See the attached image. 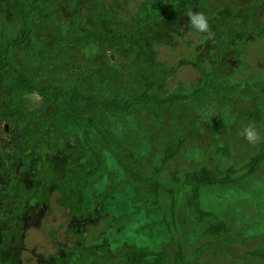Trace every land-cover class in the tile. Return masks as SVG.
Wrapping results in <instances>:
<instances>
[{"label": "rangeland", "instance_id": "1", "mask_svg": "<svg viewBox=\"0 0 264 264\" xmlns=\"http://www.w3.org/2000/svg\"><path fill=\"white\" fill-rule=\"evenodd\" d=\"M30 1L51 3L48 10L31 18V36L38 45L57 34L73 37L87 30L130 37L121 44L63 43L53 52L38 46L31 57L13 53L15 64L27 72L39 66L38 71L51 82L76 84L80 91L120 101L142 92L144 82L138 70L151 73L155 84L150 92L161 97L204 88L172 106L142 104L120 114L88 103L83 106L134 151L137 159L126 161L162 186L157 203L147 207L153 195L132 200L127 175L108 176L107 171L115 173L121 167L105 147L110 143L99 138L92 141L109 157L104 171L90 181L85 211L75 214L58 208L49 197L47 205L34 200L17 214L11 208L21 199L18 189L36 183L37 173L45 168L54 172L56 162L63 160L88 164L92 153L82 130L47 123L27 149L34 173L21 170V174L17 169L24 160L18 141L23 123L0 121V264H107L110 258L119 264L126 250L164 246L167 264H180L172 257L178 248L185 264H264V259L250 254L264 251V162L255 174L237 183L201 188V207L231 228L208 243L202 233L204 224L195 222L188 206L189 187H180L171 176L176 171L181 178L201 164L220 169L232 166L237 169L233 175L240 176L243 164L262 141L260 122L247 120L239 111L258 108L264 115V93L259 92L264 85V0ZM104 12L108 15L101 16ZM189 13H203L208 32L193 29ZM0 18L7 31L14 33L9 0H0ZM143 18L147 20L139 30L137 21ZM1 76L0 107L9 92ZM29 105L37 110L41 102L34 97ZM51 113L47 107L37 119ZM249 124L260 135L256 144H249L242 135ZM180 137L184 143L178 154L160 167L164 148ZM124 152L118 149L120 155ZM5 172L9 175L3 181ZM120 193L129 195L131 204L118 210L112 198ZM127 227L129 233L123 230ZM90 231L97 243L87 246Z\"/></svg>", "mask_w": 264, "mask_h": 264}, {"label": "trees", "instance_id": "2", "mask_svg": "<svg viewBox=\"0 0 264 264\" xmlns=\"http://www.w3.org/2000/svg\"><path fill=\"white\" fill-rule=\"evenodd\" d=\"M9 3L12 18L16 22V29L14 33L10 34L7 31V24L0 18V74L2 75L3 83H6L9 90L8 94L3 96V105L0 107V121L3 123L11 121L23 123L21 129L22 135L18 141L20 146L18 152L21 159L24 160V164L17 170L21 174H23L21 170H29V172L34 173L32 163L28 159L27 149H29L28 147L35 137L42 135L44 126L47 123L54 124L58 129L66 128L74 132L82 130V135L85 138L83 141H85L89 151L92 153V159L90 157L88 164H85L86 166L82 163L63 160L56 162L54 172L51 169L45 168L37 173L39 178L36 183L24 184L21 189H18L21 199L11 209L15 210L18 214L24 210L25 204L34 200L38 204L47 205L46 203L50 197L54 199V205H57L58 208H66L69 212L75 214L85 211L89 203L88 191L90 181L98 171H104V160L109 157L106 156V152L99 150L98 145L92 141L99 138L101 143L106 142L112 145L105 144V147L113 154L116 162L121 167L115 173L107 171L106 173H109L108 176L116 178L126 174L130 184L127 186L131 188V199L136 200V197L145 198L153 195V201L146 205V207L155 205L162 186L152 175L141 172L126 161L127 159H137L134 151H130L124 147L117 139L116 134L110 131L94 114H90L85 110L83 106L88 103L96 109L115 114L127 112L142 104L155 107L172 106L177 102L189 98L191 95L198 94L204 87H197L190 93H179L170 97H161L156 93L150 92V89L155 84V82L150 80L151 73L138 70L137 73L144 82L142 92L132 98L120 101L115 96L111 98L100 97L96 93L80 91L76 84L67 86L51 82L49 78L43 76L44 73L42 74L38 71L39 66L35 71L29 73L21 65L15 64L16 60L13 57V53H21L24 57H31L38 46L45 51L53 52L63 43L77 45L87 43L121 44L130 36L120 32L103 35L99 31L87 30L86 32L77 33L73 37L57 34L38 45V43L33 41L31 36L33 29L31 18L35 13H42L48 10L51 3L43 5L40 2L30 0H9ZM106 15H108V12L101 13V16ZM145 20L147 19H138L139 30L140 25L144 24ZM218 35H220V32H218ZM210 72L212 71L207 72L206 76ZM259 92L264 93V85L260 87ZM34 97H37L41 102L40 108L37 110H33V106L29 105V102ZM47 107L52 109V113L42 119H37L39 113H42ZM239 115H243L247 120L258 121L263 127L262 141L259 143L256 152L242 166L245 169L244 173L236 176L233 174L237 172V169L232 166L220 169L217 165L209 167L205 164H201L196 169L185 171L181 178L177 176L176 171L171 172L175 183H179L180 187H189L190 192L187 197V203L194 212L193 218L195 222L204 224L202 233L208 237L206 243L210 242L213 238L224 236L231 231V228L224 221L218 219L216 214L201 207V188L237 183L240 179H245L255 174L264 162V115L258 108L241 110L239 111ZM77 139L78 136H76L75 141ZM183 143L184 139L180 137L177 143L169 144L164 148L160 167L178 154ZM118 149L125 150L124 154L120 155ZM159 168L155 170L157 171ZM8 175L6 172L4 173L3 181ZM132 189L135 190L134 193ZM112 199L114 203L117 202V205L114 206L118 210L126 205L129 207L131 204L130 201L127 202L130 199L129 195L126 196L120 193L113 196ZM171 222L175 223L174 218H171ZM166 223L168 224L169 221ZM128 228L123 230L129 233L130 229ZM89 235L90 242L83 243L87 246L96 244L97 237L95 234L90 231ZM172 254L174 263L185 264L180 248ZM250 254L264 259V251H251ZM167 258L168 253L165 252V246L159 250L131 248L125 251L123 261L119 264H167ZM107 260V264H117L111 258ZM78 264H88V261L79 262Z\"/></svg>", "mask_w": 264, "mask_h": 264}, {"label": "clouds", "instance_id": "3", "mask_svg": "<svg viewBox=\"0 0 264 264\" xmlns=\"http://www.w3.org/2000/svg\"><path fill=\"white\" fill-rule=\"evenodd\" d=\"M188 15L189 23L193 29L197 32H208V22L203 13H189ZM242 135L249 144H256L260 140V135L258 134L256 127L252 124L243 128Z\"/></svg>", "mask_w": 264, "mask_h": 264}]
</instances>
